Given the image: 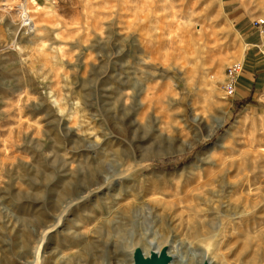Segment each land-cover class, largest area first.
Returning <instances> with one entry per match:
<instances>
[{
    "label": "rangeland",
    "instance_id": "1",
    "mask_svg": "<svg viewBox=\"0 0 264 264\" xmlns=\"http://www.w3.org/2000/svg\"><path fill=\"white\" fill-rule=\"evenodd\" d=\"M20 10L30 13L29 32ZM232 11L253 28L264 0H0V264L22 263L17 256L37 246V228L95 156L110 176L119 154L135 162L120 184L127 191L139 192L149 175L158 184L157 212L169 217L183 261L219 237L207 226L206 243L186 231L213 218L217 188L201 184L211 178L237 192L244 211L237 227L227 221L222 264H264V86L256 101L225 94V69L242 65L246 50ZM210 156L218 164L200 171ZM98 197L88 210L102 206ZM72 209L68 232L91 230ZM155 228L143 215L129 231L152 238ZM56 236L45 264H62Z\"/></svg>",
    "mask_w": 264,
    "mask_h": 264
},
{
    "label": "bare ground",
    "instance_id": "2",
    "mask_svg": "<svg viewBox=\"0 0 264 264\" xmlns=\"http://www.w3.org/2000/svg\"><path fill=\"white\" fill-rule=\"evenodd\" d=\"M118 102H120V100H118ZM67 132H70V130H67ZM212 136L213 131L208 135V138ZM119 156L120 157L115 158V160H117L114 166L115 171L110 176H103L105 171L103 166L104 162L102 161L103 155L95 156V158L92 159V163L95 165L94 168H84L81 172H78V184L76 183L78 186L72 190L69 188L63 189L66 199L60 202V205L54 206L50 215L48 214L50 218L48 222L44 225H39L37 228L39 241L35 244L37 246L33 247V250L27 255L21 254L17 256V260L20 259V261H22V263L20 262L19 264H41L42 258L44 264L47 263L48 260L46 256H44L45 254H43V251L48 249V242L53 239L54 235H59L61 237L60 253H63V257L60 261L62 264H112L113 261L117 263L133 264L136 254H140L145 260L153 256L156 258L164 256L167 260L166 264H222L223 260L219 257L218 247L223 243L222 241L226 234L230 232V230L226 228L227 221L229 225L234 223L232 227H237L244 213V211L241 210V197L238 196L234 198L238 193L234 192L233 196H228L229 194L226 195L227 192H225L224 189V182H219L215 179H206L201 183L212 189L217 188V191H211V194L213 198L216 197L218 199V205L214 207L215 212L214 215H211L213 218L210 223H197L193 228L188 225V229L186 230L188 232L187 234L192 240H197L199 237L200 242L204 243H206L205 241L208 239L211 240L210 235H204L208 233L207 228L215 229L213 231H217L220 234L215 242H208L206 246L204 245L202 248L203 250L199 251L195 261L193 258L190 262H186L179 257L178 249L174 246V243L179 242L177 241L178 239L172 235L169 217L166 215L165 211L163 212L164 214L157 212V205L164 200V196L160 192L158 184L152 182L151 175H149L144 179L147 183L144 184V187H140L139 192H135L133 189L132 191H127L126 187L120 184L121 181L124 183V180H126L124 176H126L130 167L135 165H133L135 162L131 161V159H133L131 156L121 154H119ZM86 159H88V157ZM197 160L200 161V159ZM118 161L121 163L119 166ZM217 161L218 156H210L209 158L207 157L201 160V163L199 162L200 171L203 170V166L210 164L214 166L217 165ZM94 195L101 196L98 197V199H101L102 206L95 211H92V209L90 211L88 210L89 205L87 204L88 202H92ZM104 196L106 200H103ZM227 197L229 201L227 203L222 202V200ZM107 200L109 201L108 203H106ZM197 200L200 201V205H204L207 202L205 198H201L199 195ZM36 202L38 203L40 201L36 199ZM93 204H95V202ZM211 205L213 206L214 203H211ZM75 206L79 208V211L85 213V216H83L86 218V223L92 225L91 230H86V232L80 234L68 232L65 226L68 224L67 222H71L72 219H69L67 216L69 214H74L72 208ZM35 207L36 206H34V209ZM230 207L232 211L228 212ZM192 208L196 209L195 206H192ZM36 212L39 213L40 211L37 210ZM143 215L144 222L147 221L151 224H155L156 234L152 238L146 234H144V237L135 235V237L132 238L131 234L134 235V231H129V228L138 218H143ZM198 215H200V217L203 216L202 214ZM161 217L162 219L160 220ZM63 223L65 224L63 225ZM75 226H78V224ZM204 226H207V228L204 229ZM232 227L231 231L233 230ZM109 233H111V235L105 237ZM127 233L132 240L129 243H124L121 238ZM66 234L70 236H64ZM103 238H106L105 242L102 240ZM188 245L194 248V244L191 241H188ZM105 252H109L110 255L114 252L116 255L114 254V257H107L105 263H98V260H103L102 257ZM44 253L48 254L47 251ZM96 254H100L99 257ZM26 257H29V260L31 258V261H26ZM4 264L8 263L6 262Z\"/></svg>",
    "mask_w": 264,
    "mask_h": 264
},
{
    "label": "crops",
    "instance_id": "3",
    "mask_svg": "<svg viewBox=\"0 0 264 264\" xmlns=\"http://www.w3.org/2000/svg\"><path fill=\"white\" fill-rule=\"evenodd\" d=\"M226 3L230 6L232 0H226ZM230 17L233 18L236 30L246 45L242 61L243 70L236 84L235 93L239 98L256 101L258 99L255 97L264 86V37L258 35L248 22L237 16V13L232 11ZM250 107L247 106V109L251 111L253 108Z\"/></svg>",
    "mask_w": 264,
    "mask_h": 264
},
{
    "label": "built area",
    "instance_id": "4",
    "mask_svg": "<svg viewBox=\"0 0 264 264\" xmlns=\"http://www.w3.org/2000/svg\"><path fill=\"white\" fill-rule=\"evenodd\" d=\"M25 11L26 10H20V17H19L20 18L19 28L24 33L29 32V30L32 29L34 26L32 21H30L29 18H27ZM28 14L30 15L29 12ZM252 24H253V29L257 31L260 36H264V19H257L253 21ZM241 71H242L241 63H233L231 66H228L225 69V73H224L225 81L223 84V89L225 91L226 96L229 98H233L235 95L236 84Z\"/></svg>",
    "mask_w": 264,
    "mask_h": 264
},
{
    "label": "water",
    "instance_id": "5",
    "mask_svg": "<svg viewBox=\"0 0 264 264\" xmlns=\"http://www.w3.org/2000/svg\"><path fill=\"white\" fill-rule=\"evenodd\" d=\"M167 260L164 256L156 258L155 256L151 257L148 260L142 258L140 254H136L134 257L133 264H166Z\"/></svg>",
    "mask_w": 264,
    "mask_h": 264
}]
</instances>
